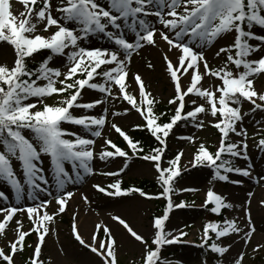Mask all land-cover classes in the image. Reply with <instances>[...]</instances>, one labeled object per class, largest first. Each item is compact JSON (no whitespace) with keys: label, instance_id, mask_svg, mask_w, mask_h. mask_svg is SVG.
<instances>
[{"label":"snow or ice","instance_id":"6c2138e0","mask_svg":"<svg viewBox=\"0 0 264 264\" xmlns=\"http://www.w3.org/2000/svg\"><path fill=\"white\" fill-rule=\"evenodd\" d=\"M18 3L22 7L13 12L12 0H0V45H7L12 53L11 63H0V180L15 193L14 203L0 206V237L7 241L0 247V264H16L15 256L26 246L32 250L23 264H45L43 244L56 231L50 225L75 195L68 186L97 174L115 178L107 187L93 185L108 196L138 194L165 201L162 214L149 221L148 234L137 231L120 215H111V219L141 246L139 258H133L132 264H172L162 256L164 246L181 242L188 233L168 229L167 222L174 209L193 206L183 199L177 203L175 197L198 191L178 184L183 172L196 167L209 169L211 177L199 207L221 217L203 223L199 246L218 257L216 264H244L247 251L231 253L233 244L225 240L234 236L244 245L251 242L256 232L250 208L254 193L248 191L245 202L236 204L215 190V182L242 185L247 178L264 187V173L254 175L249 162V131L244 126L247 116L257 112L264 116V87L256 86L257 80L264 78V0ZM97 37L108 45L86 43ZM158 40L166 48L160 47ZM148 47L160 50L172 89L165 111L157 112L161 101L149 90L143 74L131 72L134 56ZM42 50L48 55L30 66ZM56 57L63 58L59 66H53ZM154 67L151 61L147 63L148 69ZM86 90L96 96L85 100ZM116 103L127 106L114 109ZM133 111L142 122L133 124L132 130H146L157 142L147 151L141 140L116 122L115 118ZM181 123L197 130L211 127L218 134L211 146L205 141L197 144L198 137L191 134L179 137L196 145L183 165V150L165 158L168 138ZM255 123L259 131L252 138L264 153V119ZM112 131L126 147L111 138ZM132 157L152 165L156 192L123 186L120 174ZM45 158L50 163L51 180ZM118 159L122 166L107 170V165ZM97 163L104 170L98 169ZM50 184L55 185V191ZM82 198L88 201L87 196ZM0 200H9L3 190ZM259 204L264 206V199ZM236 209L242 211V217L225 215ZM13 223L14 232L8 238ZM30 234L35 236L34 244H26ZM70 234L98 258L95 264H119L118 241L108 224L95 223L85 239L74 212ZM261 249L264 244L257 243L252 251Z\"/></svg>","mask_w":264,"mask_h":264},{"label":"rangeland","instance_id":"374dc122","mask_svg":"<svg viewBox=\"0 0 264 264\" xmlns=\"http://www.w3.org/2000/svg\"><path fill=\"white\" fill-rule=\"evenodd\" d=\"M13 12L18 11L22 6L18 3V0H12ZM259 31V30H258ZM88 44L107 46L108 41L101 38H94L87 41ZM160 47L166 48V45L158 40ZM209 59H212V52L208 53ZM12 53L11 49L7 45H0V63L7 61L11 63ZM38 54L36 55V63L40 61ZM151 61L155 67L154 69H148L147 63ZM63 62L62 57H56L53 60V66H59ZM131 72L139 71L143 74L145 83L153 95L161 101L157 106L167 108V99L171 95V86L169 79L163 71L161 52L158 48H145L144 51L134 56L131 64ZM131 80V77H129ZM207 84L208 81L206 80ZM257 88L264 87V78H260L256 82ZM96 96V93L86 90L84 94L85 100H90ZM51 103L52 101H48ZM125 103H116L114 109H121L126 107ZM249 105L245 103L244 109L247 110ZM157 109V107H156ZM111 119V117H110ZM116 122L124 127L129 134L134 131L132 125L141 123V119L133 111L130 115L115 118ZM264 119L259 112L255 115H250L245 118L244 126L249 131V154L251 160L249 161L253 165V174L258 175L264 173V153L258 151L255 147V140L252 138V134L259 131V127L255 121ZM79 131V129H76ZM144 131V130H139ZM107 133V129H105ZM193 135L198 137L197 144L200 141H205L210 146L217 142L218 134L216 130L211 127L203 130H197L190 124L185 125L181 123L174 129V133L168 138V149L166 157H172L176 152L183 150L184 156L182 157V165L186 164L192 156L196 145L188 143L185 140L180 139L181 136ZM111 138L121 145L126 147L125 142L117 133L111 132ZM131 135V134H130ZM214 151V148H213ZM131 155V153H129ZM45 164L48 168V175L51 180V167L47 158H45ZM129 167L124 173L120 174L123 183L137 185L141 181L156 182L154 179V169L148 161H144L138 157H132L128 161ZM15 167L19 170L18 164L14 162ZM122 166V160L118 159L116 162L107 165V170H116ZM98 169L104 170L103 166L97 163ZM115 178L94 175L87 176L82 181L77 182L75 185H69V189L75 193L74 197L69 201L67 209L63 214H60L54 219V222L50 227L56 229L54 233H50L43 244V256L45 264H95L97 257L90 253L87 249H84L78 244L77 241L70 234V223L72 220V213H77V223L80 226L81 234L85 239L90 237L92 227L95 223L108 224L118 241V260L119 264H132L133 258L138 259L140 248L138 244L133 243L132 239L122 228L117 226L116 222L111 219V215H120L125 218L137 231L148 234L149 221L154 215H160L157 206L161 202L165 203L163 199H148L139 197L138 194L133 196H121L111 197L105 193L99 192L93 187L94 184H101L107 187V185L113 182ZM210 170L203 167L189 168L183 172L179 178L178 184L182 187L196 188V192H186L175 197L177 203L181 199L192 204L191 207L174 209L170 214V219L167 222L168 229H183L188 233L187 236L181 238V242L173 243L171 245L164 246L162 256L168 258L172 264H205L202 258V248L199 246L200 229L203 223L212 220L215 221L216 215L210 214L205 209L199 207L202 204L205 192L210 185ZM245 182L242 185H233L229 183L215 182V190L220 194H227L229 201L236 204H243L247 199V192L252 191L254 196L251 201V214L254 221L256 232L254 233L251 242L248 245H244L242 241L236 242L234 236L225 240V243H232L233 248L231 253L237 251H247L244 264H264V249L253 252L252 249L257 243L264 244V212L259 210L262 206L259 204L261 199H264V187L253 181L244 178ZM53 191H55V185L50 184ZM0 190H3L8 196V201L0 200V206H6L7 204L15 202V193L10 189V186L0 180ZM149 193H154L150 191ZM43 196V194H41ZM83 196L88 197V201L85 202ZM32 203L31 201H26ZM23 203V202H22ZM53 207L50 206L51 212ZM225 215L228 218L233 216L242 217L243 213L240 209L235 211L228 210ZM19 218V214H17ZM219 218V217H218ZM187 225L188 227H185ZM28 227V223L25 217V228ZM14 232V223L10 225L7 236L11 238ZM102 235V233H101ZM35 236L30 234L26 238V244H34ZM5 237H0V247L6 246ZM30 247H25L22 253L15 256L16 264H23V260L26 259L30 252ZM230 253V255H231ZM212 256H215L211 253ZM218 258V257H216ZM209 261V260H208ZM207 261V264L209 262Z\"/></svg>","mask_w":264,"mask_h":264},{"label":"trees","instance_id":"16d2710c","mask_svg":"<svg viewBox=\"0 0 264 264\" xmlns=\"http://www.w3.org/2000/svg\"><path fill=\"white\" fill-rule=\"evenodd\" d=\"M46 55H48V53H47L46 50H42L38 54V56L40 57L41 60ZM35 65H36V63H32L30 66H33L34 67ZM156 107H157V109H156L157 112H159V111H165L167 109V108H163V107H159V106H156ZM130 134H131L132 137H134V138L139 139V140L142 141V143H143L146 151H147V149H148L149 146H156V143L157 142L154 140V138H152L150 136L149 133H147L146 130H144V131L134 130ZM132 185H134V184H128V183L125 184V183H123V186L124 187H129V186H132ZM135 186L141 187V188L145 189L147 192H150V191L156 192L157 191V185H156V183L149 182V181H141V182H138V184L135 185ZM158 205H159V206H157L158 211L160 213H162V207H163L164 203L161 202ZM220 218L221 217H219V218L217 217L216 220H218ZM202 257H203L204 260H207V261L209 260L208 261L209 264H216V259L217 258L215 256H212L211 255V252H209V250H207L205 248L202 249Z\"/></svg>","mask_w":264,"mask_h":264},{"label":"bare ground","instance_id":"6f19581e","mask_svg":"<svg viewBox=\"0 0 264 264\" xmlns=\"http://www.w3.org/2000/svg\"><path fill=\"white\" fill-rule=\"evenodd\" d=\"M169 56H170V58H174L172 53H169ZM263 209H264V206H262L261 208H259V210H263ZM263 212H264V210H263Z\"/></svg>","mask_w":264,"mask_h":264}]
</instances>
